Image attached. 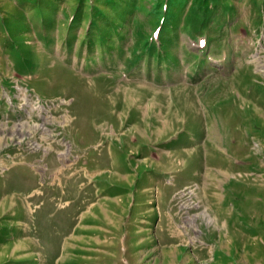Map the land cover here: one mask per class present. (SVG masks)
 <instances>
[{"label": "rangeland", "instance_id": "374dc122", "mask_svg": "<svg viewBox=\"0 0 264 264\" xmlns=\"http://www.w3.org/2000/svg\"><path fill=\"white\" fill-rule=\"evenodd\" d=\"M0 264H264V0H0Z\"/></svg>", "mask_w": 264, "mask_h": 264}, {"label": "trees", "instance_id": "16d2710c", "mask_svg": "<svg viewBox=\"0 0 264 264\" xmlns=\"http://www.w3.org/2000/svg\"><path fill=\"white\" fill-rule=\"evenodd\" d=\"M157 59H159V60H163L162 58H157Z\"/></svg>", "mask_w": 264, "mask_h": 264}]
</instances>
